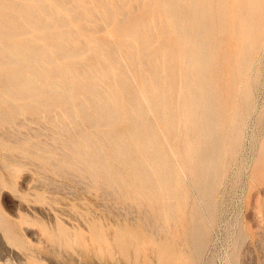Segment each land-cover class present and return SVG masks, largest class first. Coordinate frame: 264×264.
<instances>
[{
    "label": "bare ground",
    "instance_id": "6f19581e",
    "mask_svg": "<svg viewBox=\"0 0 264 264\" xmlns=\"http://www.w3.org/2000/svg\"><path fill=\"white\" fill-rule=\"evenodd\" d=\"M129 1L0 0V66L5 68L0 124H13L21 114L37 122L46 118L61 140L60 149L67 150L56 159L37 144L46 151L41 156L49 167L70 166L89 176L90 185L100 179L118 201L126 203L136 192L146 194L152 207L158 204L152 218L155 236L147 231L151 216L146 213L135 222L131 217L132 223L120 220L115 228L116 248L123 253L129 237L139 244L151 239L160 264H190V256L200 253L205 227L213 221V193L228 162L224 160L227 140L239 143L249 114V110L230 112V93L237 87L227 48L246 10L251 18L264 20V0H237L240 12L235 20L230 0H187L184 12L179 8L181 0ZM160 9L166 11L177 40L163 25L154 44L152 12ZM259 35L261 30L252 37ZM259 46L250 44L249 52ZM65 58L68 62L60 61ZM184 58L196 69V80L189 76L186 80L185 93L190 96L188 103L195 104V115L186 119L184 136L186 142L197 138L202 145L192 150L185 144L197 161L193 174L197 183L189 182L197 204L192 207H201L203 214L198 209L184 210L188 193L184 169L174 158L180 108L177 66ZM262 150L251 171L259 181L264 141ZM178 219L186 229L184 235L191 237L188 243L181 237ZM95 233L101 240L103 234Z\"/></svg>",
    "mask_w": 264,
    "mask_h": 264
},
{
    "label": "rangeland",
    "instance_id": "374dc122",
    "mask_svg": "<svg viewBox=\"0 0 264 264\" xmlns=\"http://www.w3.org/2000/svg\"><path fill=\"white\" fill-rule=\"evenodd\" d=\"M186 1L179 2L181 12H184ZM134 2L137 3L138 0H130L129 4H135ZM230 2L231 14L235 20L240 12L238 1ZM110 5L113 7V4ZM165 12L163 9L152 12V31L157 37L154 44L160 40L159 29L163 25L167 34L177 40ZM241 16L244 17L243 24L237 28V34L232 33V46L227 48L231 54L230 63L236 75L237 87L230 93V112L249 110V114L239 143L227 140L224 160L228 162L215 187V194L213 193V221L210 226L205 227L200 253L196 258L190 256V264H264V170L259 174L260 181L252 178L251 172L256 158L263 151L264 141V20L251 18L250 11L247 10ZM258 30H261V35L254 39ZM36 35L32 33L31 36ZM250 44L260 46L249 52ZM64 60L66 58L60 61L68 62V59ZM3 68L0 66V82L3 80ZM177 72L180 108L173 139L174 158L184 169L185 186L188 190L184 210L196 212L198 209L203 214L201 207H192L193 204L197 206L194 193L190 191V183H197L193 177L197 161L185 144L192 150L202 145L197 138L186 142L184 136V123L195 115V104L188 103L190 96L185 93L186 80L188 76L192 77L191 81L196 80V69L184 58L180 60ZM16 118L13 124L4 127L0 124V140H3L0 141V264H160L157 261L156 244L151 239L139 244L129 237L125 240L126 249L123 253L115 246L116 223L120 220L131 222L133 218L132 222H135L144 213L151 216L146 223L147 227L144 225L153 238L155 232L152 218L157 215L158 204L152 207L146 194L145 197L140 196L135 191L130 194L126 203L118 201L106 192L100 179L95 181L98 185H90L92 181L89 176L81 175L70 166L57 169L49 167L41 156L46 151L38 148L37 144L49 150L56 159L67 151L60 149L61 140L52 131L55 127L46 118L38 122L25 114ZM18 136L23 139L17 141L15 137ZM233 145L237 156L233 154ZM104 149L107 150V146L104 145ZM106 157L110 159L108 155ZM149 192L152 195V191ZM132 198L133 203L130 202ZM179 212L178 207L176 214ZM125 217L130 220L126 221ZM176 224L181 234L183 233L181 237L184 241L190 242L191 237L184 235L186 229L182 226V220L178 219ZM96 231L103 234L99 241L95 237ZM109 250L111 256L108 255ZM164 264H173V261Z\"/></svg>",
    "mask_w": 264,
    "mask_h": 264
}]
</instances>
